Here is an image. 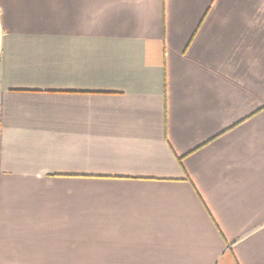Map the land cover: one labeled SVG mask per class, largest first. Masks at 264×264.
<instances>
[{
	"label": "crops",
	"instance_id": "0c3cea01",
	"mask_svg": "<svg viewBox=\"0 0 264 264\" xmlns=\"http://www.w3.org/2000/svg\"><path fill=\"white\" fill-rule=\"evenodd\" d=\"M0 264H264V0H0Z\"/></svg>",
	"mask_w": 264,
	"mask_h": 264
}]
</instances>
